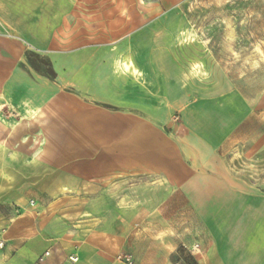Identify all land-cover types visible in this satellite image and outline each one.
<instances>
[{
	"label": "crops",
	"instance_id": "obj_1",
	"mask_svg": "<svg viewBox=\"0 0 264 264\" xmlns=\"http://www.w3.org/2000/svg\"><path fill=\"white\" fill-rule=\"evenodd\" d=\"M70 8L0 0V114L11 144L1 151L2 200L35 202L0 234V264H124L121 254L166 264L178 248L173 219L189 210L202 234L196 264H264V89L256 99H192L157 50L143 68L139 34L79 32L63 14ZM29 53L48 59L55 79ZM243 126L244 178L221 155Z\"/></svg>",
	"mask_w": 264,
	"mask_h": 264
},
{
	"label": "rangeland",
	"instance_id": "obj_2",
	"mask_svg": "<svg viewBox=\"0 0 264 264\" xmlns=\"http://www.w3.org/2000/svg\"><path fill=\"white\" fill-rule=\"evenodd\" d=\"M67 1L71 8L63 14L71 15L79 32L109 34L110 39L115 35L139 34L143 68L151 65V50H157L159 57L167 58L169 66L179 71L180 79L190 88L192 99L217 97L231 91L250 99L261 96L264 89V0ZM126 56L129 57V53ZM122 65L128 69L132 64L123 62ZM9 126L5 115L0 114V162L6 156L1 151L11 145L2 137ZM245 128L242 127L238 142L233 139L221 149L231 172L243 178ZM20 143V139H14L15 145ZM4 174L5 170L0 169V182ZM5 190L6 187L0 185V234L8 220L31 208L29 202L2 200ZM188 213L186 218L173 219L172 236L178 248L166 264H196L198 252H193L192 248L199 245L202 234L192 210ZM158 258L163 257L158 255Z\"/></svg>",
	"mask_w": 264,
	"mask_h": 264
},
{
	"label": "trees",
	"instance_id": "obj_3",
	"mask_svg": "<svg viewBox=\"0 0 264 264\" xmlns=\"http://www.w3.org/2000/svg\"><path fill=\"white\" fill-rule=\"evenodd\" d=\"M28 64L38 73L45 75L49 79H55L56 74L52 69L51 63L46 58L29 53L27 55Z\"/></svg>",
	"mask_w": 264,
	"mask_h": 264
},
{
	"label": "built area",
	"instance_id": "obj_4",
	"mask_svg": "<svg viewBox=\"0 0 264 264\" xmlns=\"http://www.w3.org/2000/svg\"><path fill=\"white\" fill-rule=\"evenodd\" d=\"M29 204L32 207L35 206V202L34 201H30ZM4 247H5V242L3 240H0V250L4 249ZM198 250H199V245L193 246V248H192L193 252H197ZM47 256H49V252L45 253V257H47ZM70 261L72 263H76L78 261V258L76 256H72L70 258ZM117 261H119L121 263H124V264H134V260H133L132 256H130V255H124V254L118 255L117 256Z\"/></svg>",
	"mask_w": 264,
	"mask_h": 264
}]
</instances>
